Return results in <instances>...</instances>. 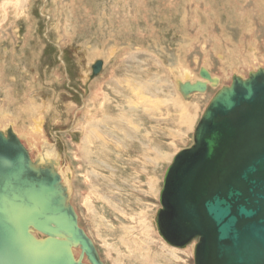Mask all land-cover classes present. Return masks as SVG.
I'll list each match as a JSON object with an SVG mask.
<instances>
[{"label": "rangeland", "instance_id": "1", "mask_svg": "<svg viewBox=\"0 0 264 264\" xmlns=\"http://www.w3.org/2000/svg\"><path fill=\"white\" fill-rule=\"evenodd\" d=\"M260 1L264 2L0 0V110H5L8 121L19 119L22 125L29 116H22L24 122L17 112L27 99L35 105L50 104L41 116L42 143L46 151L58 154L56 168L70 176L66 185L70 202L104 264H194L195 244L184 248L166 244L155 218L166 168L177 151L192 144L193 129L216 89L187 98L197 109L192 121L183 127L174 110L176 105L166 109L168 104L179 102L175 97L180 95L173 91L170 61L164 54L174 52L179 62L190 67L192 77L205 65L228 85L231 71L219 54L226 58L235 42L244 50L250 45L257 53L261 44L260 52H264ZM234 31L240 34L234 38L244 40L229 38ZM250 36H256L259 43ZM93 46L96 49L90 51ZM93 51L101 54L95 58L107 62L86 83L83 75ZM243 57L241 63L249 60ZM246 67L238 69L244 77L249 73ZM91 132L96 150L87 153L91 143H84V139ZM20 137L38 158L41 151L35 149L40 145L32 148L35 140L31 145L29 136ZM101 151L104 153L99 154ZM91 159L96 163L90 164ZM124 226L132 229L123 231ZM146 229L149 239L144 238ZM123 235L135 236L134 242L129 239L130 249L120 241ZM135 241H139L141 255L131 254Z\"/></svg>", "mask_w": 264, "mask_h": 264}, {"label": "water", "instance_id": "2", "mask_svg": "<svg viewBox=\"0 0 264 264\" xmlns=\"http://www.w3.org/2000/svg\"><path fill=\"white\" fill-rule=\"evenodd\" d=\"M101 69L98 59L91 74ZM206 88L179 83L183 96ZM54 165L33 161L11 127L0 130V264H104ZM159 202L158 233L176 248L197 239L194 264H264V67L216 90L192 144L166 168Z\"/></svg>", "mask_w": 264, "mask_h": 264}, {"label": "bare ground", "instance_id": "3", "mask_svg": "<svg viewBox=\"0 0 264 264\" xmlns=\"http://www.w3.org/2000/svg\"><path fill=\"white\" fill-rule=\"evenodd\" d=\"M261 2V1H260ZM262 3V2H261ZM260 4V3H259ZM263 5V4H262ZM264 6V5H263ZM263 6H260V9H261V11L263 10ZM103 16V15H102ZM106 17V16H105ZM69 18V17H68ZM182 18V17H181ZM101 19H103V18H101ZM182 20L183 21H185L183 18H182ZM103 21V20H102ZM220 22H221V20H220ZM248 23V22H247ZM202 25V24H201ZM200 25V28L202 27ZM247 25V24H246ZM132 27V26H131ZM250 27H251V25H250ZM249 29V25H247V30ZM70 31V30H69ZM238 31H239V29H238ZM237 31V32H238ZM251 31V30H250ZM254 31V30H253ZM237 32H233L234 33V36H232V34L231 35H229V38H231V39H237V38H239L240 37V34L238 35V33ZM252 32V31H251ZM241 33V32H240ZM238 35V37L237 38H234L235 37V35ZM236 35V36H237ZM255 37V38H254ZM183 38V37H182ZM185 38V37H184ZM228 38V39H229ZM250 39H255L256 40V42H255V44L256 43H259L258 42V40H257V37L256 36H250ZM184 40V39H183ZM238 40V39H237ZM240 40H244V38H242V39H239L238 41H240ZM185 41H187V39L185 40ZM184 41V42H185ZM254 41V40H253ZM236 44H233L234 45V47L233 48H230V50L228 51V53L226 54V58L222 55V54H219V56H220V60H222V61H225L226 63L225 64H227L229 67V70L231 71V73L229 74V77L230 78H232V76H233V74L235 75V74H239V75H241V76H243L244 74H243V72H241L240 70L238 71V69H240L241 68V66H243V67H245V66H247L246 68V70L245 71H247V72H249V71H251V70H255V69H257L258 67H264V52H260L261 51V44L259 45V46H257V48L256 49H258V50H260L259 51V53H257L256 52V50H254V49H252L251 47H250V45L248 46V48L246 49V50H244V48H242V45L240 44V43H237V42H235ZM254 44V43H253ZM132 45V44H131ZM154 45V44H153ZM184 45V44H183ZM229 48V47H228ZM241 48H242V50H244V51H241ZM96 49V46H93V47H91V49H90V51L91 50H95ZM101 49V48H100ZM251 49V50H250ZM104 50H106L105 48H104ZM104 50H103V52H104ZM118 50V49H117ZM139 50H142L141 48L140 49H138V51ZM89 51V52H90ZM112 51V50H111ZM159 51V50H158ZM223 51V50H222ZM102 52V51H101ZM134 52H136V50L134 51ZM160 52H162V51H160ZM167 52V53H166ZM165 52V54L164 55H167L166 57L168 58V60L170 61H167V62H165L166 64L169 62V66H168V72L169 73H171V81H172V84H174V87H175V89L173 90V91H175L176 93L178 92L179 93V98L178 97H175L176 99H178L179 100V102H174V103H171V104H168L167 106H166V109H170V107H173L174 105H176V108H174V110L176 111V112H178V114H179V117L180 118H178V119H180V124L181 125H183V127H185V126H187V123L190 121H192V116L194 115V114H196V109H197V105L195 106V104H193L194 102H192V100L190 99V101H187V98H189L190 96H192V95H194V94H202V93H205L207 90H208V88H210V89H216V90H218L221 86H223L224 84H225V82H222L221 81V78L219 77V75H217V74H212L209 70H208V68H206V66L205 65H201V66H199V69H200V67H203V68H205L207 71H208V73H209V75H210V77H217L218 78V82H217V84H215V85H213L212 83H210L209 82V80H207L206 78H204L203 76H201L200 74H199V69H198V76L197 77H192L193 76V72L191 71V69H189L190 67L189 66H187L186 64H184V63H181V62H179L176 58H175V56H176V54L175 55H173L174 54V52H173V54L172 53H170L169 51H166ZM240 52V53H239ZM91 53V52H90ZM105 53V52H104ZM109 53V52H108ZM106 54V53H105ZM104 54V55H105ZM257 54H259V55H257ZM89 55V54H88ZM158 55H160V54H158ZM91 56L93 57V58H91V59H89L88 60V67H87V69L84 71V78H85V80H86V83L88 82L89 83V81H88V78L89 79H91V78H93V77H95L96 75H92L91 74V68H92V66H91V64H92V62H94V61H96V60H98V59H100L101 61H102V67L104 66V64H105V61H106V59L105 60H103V58H95V57H98V56H101V54L99 53V52H97V51H93L92 52V54H91ZM174 56V57H173ZM245 57V56H247V58L246 59H249L248 61L247 60H245V61H247V63L244 61V63H245V66H244V63H241L240 62V58H242V57ZM89 57H90V55H89ZM107 57V56H106ZM109 57V56H108ZM159 57V56H158ZM207 57V56H206ZM243 57V58H244ZM95 58V59H94ZM105 58V57H104ZM109 59V58H108ZM232 61H238V63L236 64H234L233 65V62ZM107 62V61H106ZM165 64V65H166ZM209 65H210V63H208ZM93 65V64H92ZM167 69V68H166ZM196 74V73H195ZM196 76V75H195ZM186 81H189L190 83H194V82H196V81H203V82H205V83H207V88H206V90L204 91V92H190V94H188L187 96H183L181 93H180V91H179V83H182V82H186ZM93 84V83H92ZM144 86V85H143ZM172 86V85H171ZM172 88V87H171ZM157 89V88H156ZM158 90V89H157ZM8 92V91H7ZM157 92V91H156ZM174 92V94L176 95V93ZM177 96V95H176ZM183 99H185V101H183ZM211 99V98H210ZM47 102V101H46ZM209 102V101H208ZM208 102H207V104H208ZM19 103V102H18ZM11 104H12V102H11ZM206 104V105H207ZM3 105V104H2ZM8 105V104H7ZM48 105H50V104H48ZM48 105H44V104H39V105H35V103L33 102V101H31V100H29V99H27V101H25L24 102V104L23 105H21L20 107H19V110H18V115H19V117H20V119L21 120H24V122L26 121L25 119H23L22 118V116L24 117V116H29V117H27L28 118V122H27V124L25 123H22V125H20L19 124V119H15V123L14 122H12V121H8V116L6 117L5 115H4V111L5 110H0V130H6L8 127H11L12 129H13V131L15 132V134L17 135V137H18V139L22 142V144L26 147V149H27V151H28V153H29V156H30V158L34 161L35 160V154H32L31 153V147H28V146H26V144L22 141V137H20L21 135L22 136H24V137H26L27 138V136H29V140H28V142L32 145L33 144V140H35V144H33L32 145V148H34L35 146H39V148L38 149H35V150H38V151H41V152H38V158H39V162L41 163V164H50L52 161L54 162V164H56V162H55V156H58V154L56 153H51L49 150H47L46 151V149H45V147H44V145H43V143H42V139H43V130H41V125H42V123H43V121H42V118H41V116H42V113H47V111H48ZM206 105H205V107H206ZM13 106V105H12ZM51 106H52V104H51ZM0 107H1V105H0ZM7 107H9V106H7ZM54 107V106H53ZM204 107V108H205ZM2 108V107H1ZM11 108V107H10ZM50 109V108H49ZM73 109V108H72ZM78 108H76L75 109V111L77 110ZM8 110H9V108H8ZM87 110V109H86ZM85 110V111H86ZM204 110V109H203ZM203 110H202V112H203ZM8 112V111H7ZM11 113H12V111H10ZM202 112H201V114H202ZM36 114V115H35ZM121 114V113H120ZM201 114H200V117H201ZM8 115H9V113H8ZM16 115V114H15ZM18 115H16L17 117H18ZM4 117V118H3ZM200 117H199V119H200ZM10 118V117H9ZM110 119V118H109ZM119 119V118H118ZM177 119V122L179 121ZM14 120V119H13ZM107 120V119H106ZM120 120V119H119ZM114 121H115V118H114ZM120 121H122V120H120ZM125 121V120H124ZM123 121V122H124ZM105 122H107V121H105ZM117 122V121H116ZM189 122V123H190ZM21 123V122H20ZM120 123V122H119ZM118 123V124H119ZM95 124V123H94ZM109 124H111V123H109ZM117 124V125H118ZM179 124V123H178ZM108 125V124H107ZM94 126V125H93ZM114 126V125H113ZM134 126V125H133ZM99 127V126H98ZM117 127V126H116ZM122 127V124L121 125H119V127H117V128H115V129H117V131H119L118 130V128L120 129ZM126 127H128V126H126ZM195 128V127H194ZM29 130V132L28 133H26V130ZM111 129V128H110ZM187 129V128H186ZM123 130H125L126 131V129H124V127H123ZM89 131V130H88ZM98 131V130H97ZM100 131V130H99ZM193 131H194V129H193ZM18 132H19V134H18ZM127 132V131H126ZM123 133V132H122ZM21 134V135H20ZM103 134V133H102ZM124 136H127V137H130V135H128V134H126L125 132H124ZM20 135V136H19ZM27 135V136H26ZM89 137H86L84 140H86L84 143H91L92 141V132H91V134H87ZM100 135V134H99ZM104 135V134H103ZM132 135V134H131ZM140 137H141V135H140ZM140 137L137 139V142H139V140H140ZM22 138V139H21ZM89 138V139H88ZM103 138V137H102ZM97 139V138H96ZM133 139V138H132ZM105 142V141H104ZM110 142V141H109ZM135 143V142H134ZM42 144V145H41ZM86 145V144H85ZM85 145L83 146L84 147V152H85ZM109 145V144H108ZM51 146V145H50ZM97 146V145H96ZM47 147V146H46ZM110 147V146H109ZM40 148L42 149V150H40ZM88 148L90 149V150H87L86 149V152L88 153V152H91V150L93 151V150H96V149H94V146L92 145V143H91V145L90 146H88ZM100 148V147H99ZM187 148V147H186ZM101 149V148H100ZM52 150V149H51ZM81 152V154H82V156H83V149L82 150H80ZM99 151V150H98ZM110 151L108 150V153H109ZM102 153H104V152H99V154H102ZM85 154V153H84ZM173 157V156H172ZM55 159V160H54ZM116 159V158H115ZM172 160V159H171ZM56 161H58V160H56ZM90 162V164L91 163H96L95 161H93L92 159L89 161ZM87 163V162H86ZM88 164V163H87ZM86 164V165H87ZM55 166V165H54ZM167 167V166H166ZM56 170H57V172L59 173V175H60V180H61V182L64 184V186H66L67 185V179L69 180V178H70V176L68 177L67 176V172L64 170V169H57L56 168ZM73 177V176H72ZM163 177V176H162ZM68 186V185H67ZM67 186H66V188H67ZM101 198V197H100ZM72 204V203H71ZM160 208V207H159ZM117 211H119V210H117ZM120 211L122 212V210L120 209ZM77 213V212H76ZM134 213V212H133ZM78 215V214H77ZM132 215V214H131ZM134 215V214H133ZM132 215V216H133ZM137 215V214H136ZM137 217V216H136ZM130 218H132L131 216H130ZM140 218V217H139ZM135 221H136V219H135ZM139 221H142V220H139ZM138 221V222H139ZM142 223V222H141ZM154 223V222H153ZM140 226H142V225H140ZM144 227V226H143ZM146 227V226H145ZM128 229H132V227H128V226H124V230L123 231H126V230H128ZM142 229H144V228H142ZM141 230V229H140ZM142 231V230H141ZM146 231V233L144 234V238L145 239H149L148 238V236H151L150 235V231H149V229H146L145 230ZM144 232V231H143ZM145 235H147V236H145ZM139 236V235H138ZM135 237V236H134ZM134 237H124V235L120 238V241L121 242H123V243H125V245L130 249V247L128 246V243H129V239L131 238V241H133L134 242V240L136 239V238H134ZM137 237V236H136ZM142 239V238H141ZM137 241V240H136ZM136 241H135V243H133V244H136V246H135V249H131V254H132V252L133 253H139V255H141V249H140V244H137L136 243ZM196 241H197V239H194V240H192V242H190L189 244H191V243H196ZM144 242V241H143ZM132 243V242H131ZM130 244V243H129ZM167 244V243H166ZM188 244V245H189ZM187 245V246H188ZM133 246V245H132ZM131 246V247H132ZM189 247H191V246H189ZM176 248V247H175ZM139 249V250H138ZM150 248H148V250H146L147 252H148V254L147 255H150V251H152L151 249L149 250ZM79 250H80V248H74V250H73V252H74V254L77 256L78 254H79ZM188 250V249H187ZM145 251V250H144ZM130 253V252H129ZM154 254V253H153ZM155 256L154 257H156V254H154ZM190 255V254H189ZM117 256L119 257V256H121L120 255V253H118L117 254ZM131 256V255H130ZM138 257V256H137ZM148 258V257H147ZM139 259V258H138ZM143 260V259H142ZM84 262H87V259L86 258H84V260H83ZM151 261V260H150ZM140 262V261H139ZM143 262V261H142ZM142 262H140V263H142ZM148 263V262H147ZM150 264H152V262H150Z\"/></svg>", "mask_w": 264, "mask_h": 264}, {"label": "crops", "instance_id": "4", "mask_svg": "<svg viewBox=\"0 0 264 264\" xmlns=\"http://www.w3.org/2000/svg\"><path fill=\"white\" fill-rule=\"evenodd\" d=\"M264 5V2L263 3H261L258 7L260 8V6H263ZM263 10H264V6H263ZM235 15V14H234ZM250 18V17H249ZM248 30H251V27H249V29ZM122 43V42H121ZM121 43L118 45V48L121 46ZM122 44H124V43H122ZM121 48V47H120ZM125 48H127V47H125ZM110 50H112V51H115L112 47L110 48ZM121 51H123V49H121V50H119L118 52L120 53ZM134 52V51H133ZM118 54V53H117ZM116 54H114L113 56H115ZM113 56H111L110 57V59H112L113 58ZM95 62V61H94ZM94 62H92V64L94 63ZM92 64H91V66H92ZM102 70V69H101Z\"/></svg>", "mask_w": 264, "mask_h": 264}]
</instances>
